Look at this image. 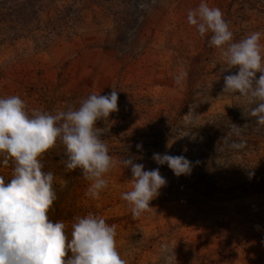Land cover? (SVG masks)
<instances>
[{
  "label": "rangeland",
  "instance_id": "rangeland-1",
  "mask_svg": "<svg viewBox=\"0 0 264 264\" xmlns=\"http://www.w3.org/2000/svg\"><path fill=\"white\" fill-rule=\"evenodd\" d=\"M0 0V98L19 96L55 114L92 93L118 92V111L97 122L118 164L98 199L81 169L65 168L59 140L42 157L54 174L50 217L71 230L89 212L116 225L127 264H257L264 234V126L238 94L223 92L220 50L187 20L202 2L223 13L239 41L262 33L264 0H33L29 25L9 22ZM259 78L260 73L256 74ZM137 144L142 148L137 149ZM154 153L184 155L191 174L175 176ZM159 168L166 186L134 217L121 199L132 187L123 158ZM198 161V163H196ZM11 167L0 164L9 178Z\"/></svg>",
  "mask_w": 264,
  "mask_h": 264
},
{
  "label": "clouds",
  "instance_id": "clouds-1",
  "mask_svg": "<svg viewBox=\"0 0 264 264\" xmlns=\"http://www.w3.org/2000/svg\"><path fill=\"white\" fill-rule=\"evenodd\" d=\"M187 20L201 37L212 34L209 45L220 50L221 71L238 67V73L224 76L223 92L245 99L251 106L249 116L264 126L262 33L252 32L234 41L222 11L203 2L189 10ZM118 98L115 89L107 95L92 93L78 108L66 107L55 114L36 109L29 114L17 95L0 98V164L11 167L9 178L0 175V264H127L117 247L116 225H109L102 216L92 212L75 216L70 231L64 221L51 219L57 199L55 177L41 163V157L59 140L66 149L65 168L81 169L90 182L86 195L98 199L108 187L106 175L118 162L96 125L119 110ZM136 147L139 150L142 145ZM134 159L119 161L132 173V187L121 199L134 217H140L152 208L150 202L167 181L159 168L145 170ZM152 159L167 164L177 177L191 174L193 168L184 155L154 153Z\"/></svg>",
  "mask_w": 264,
  "mask_h": 264
},
{
  "label": "trees",
  "instance_id": "trees-1",
  "mask_svg": "<svg viewBox=\"0 0 264 264\" xmlns=\"http://www.w3.org/2000/svg\"><path fill=\"white\" fill-rule=\"evenodd\" d=\"M11 6L7 8L10 14L5 15V19L12 23L29 25L31 20L36 17L39 8L33 4V0H9L6 2Z\"/></svg>",
  "mask_w": 264,
  "mask_h": 264
},
{
  "label": "built area",
  "instance_id": "built-area-1",
  "mask_svg": "<svg viewBox=\"0 0 264 264\" xmlns=\"http://www.w3.org/2000/svg\"><path fill=\"white\" fill-rule=\"evenodd\" d=\"M259 239L262 241L264 240V234L259 236ZM258 258H257V264H264V242H260L258 246Z\"/></svg>",
  "mask_w": 264,
  "mask_h": 264
}]
</instances>
